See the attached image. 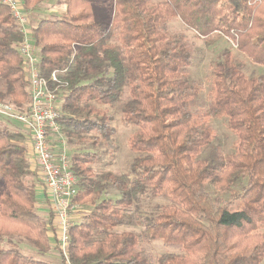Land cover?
<instances>
[{
	"label": "trees",
	"instance_id": "16d2710c",
	"mask_svg": "<svg viewBox=\"0 0 264 264\" xmlns=\"http://www.w3.org/2000/svg\"><path fill=\"white\" fill-rule=\"evenodd\" d=\"M20 1L39 14L48 0ZM56 3L65 10L37 15L30 38L41 74L59 75L62 137L81 145L70 153L75 202L90 211L71 227V264H264V75H248L233 49L264 66V0ZM174 18L185 32L169 30ZM187 31L209 47L227 44L212 63L206 104L197 103L204 80L189 74L198 58ZM24 39L0 0V103L20 111L30 96ZM106 105L118 106L133 131L122 173L93 168L107 162L103 147L116 133ZM223 117L236 135L227 156L211 124ZM3 121L0 264H54L16 247L18 237L50 252L54 215L37 210L43 181L28 158L27 133ZM156 241L165 247L159 254L150 247Z\"/></svg>",
	"mask_w": 264,
	"mask_h": 264
},
{
	"label": "built area",
	"instance_id": "2783aa9c",
	"mask_svg": "<svg viewBox=\"0 0 264 264\" xmlns=\"http://www.w3.org/2000/svg\"><path fill=\"white\" fill-rule=\"evenodd\" d=\"M12 10L19 26L25 33L20 51L25 59V69L29 80V102L25 111L13 105L0 103V116L21 123L32 144V152L43 185V193L48 208L54 215L56 246L65 264H71L68 256L70 230L78 219V179L72 169V160L66 151H56L60 147L61 126L60 106L57 88L59 75L54 71L47 78L39 70L40 58L35 56V46L30 38L28 13L20 0H3ZM56 139V140H54ZM57 141L58 143H53ZM52 230V229H51Z\"/></svg>",
	"mask_w": 264,
	"mask_h": 264
},
{
	"label": "rangeland",
	"instance_id": "374dc122",
	"mask_svg": "<svg viewBox=\"0 0 264 264\" xmlns=\"http://www.w3.org/2000/svg\"><path fill=\"white\" fill-rule=\"evenodd\" d=\"M57 0H48L47 2L41 4L42 9L44 11L42 13H36L35 11L29 12L28 17H29V26L31 28L32 25H34L37 15L38 18L41 17H54L56 18L58 15H60V12L58 13V8L59 5L56 3ZM152 1H157V0H152ZM51 10L47 12V10ZM169 30L175 33H182L185 32V28L183 23L181 22L180 19L174 18L170 24H169ZM188 36L190 40L194 42V50L197 56V60L194 64L193 67H191L189 74L193 77L196 78H202L205 82V86L203 88V92L201 95L197 98V103L202 102L203 104L207 103L208 95H207V90L209 87V76L211 75L212 71V63L215 60L216 56L219 54V52L227 45L226 43L223 44L222 42L214 45V46H207L204 41L195 39L193 37V33L188 32ZM234 52L239 59V61L243 64L244 70L248 75H264V66L262 65H257L253 63L247 56L238 53L236 48H233ZM35 56L37 58L40 57V52L35 50ZM127 97V93L124 98ZM28 102H26L22 109L24 108L27 109ZM14 106V105H13ZM14 108H16L14 106ZM194 108L193 103L191 102L190 109L192 110ZM102 109L106 111L108 114H111L114 117V120L111 122L113 126L116 127V133L113 136V140L108 144L103 147V150H108L109 154L106 155V163L102 164H96L93 165L94 171L99 172L100 170H112L116 173H122L123 171L127 170L129 167V163L131 160V151L130 149V138L132 134V127L127 124H123L120 121V113H119V107H111V106H103ZM1 119L4 120V123H8L10 128H17L20 129L21 131H25L24 126L11 119L4 118L1 116ZM211 124L214 128V136H213V142L214 145L219 146L221 148V151L225 156L230 155L231 153L234 152L235 150V140H236V135L235 133L230 130L227 126V118L223 117L220 119H213L211 120ZM23 129V130H22ZM56 140V139H54ZM117 144V149L115 148V157L112 158L111 160V153L110 151L114 150L115 144ZM81 147L79 144H73V143H68L67 140H65L63 137L60 138V147L56 148V151H66L68 155L72 153L75 149ZM28 148L30 150V145H28ZM208 147H205L203 150V153L201 154V158H205V150ZM28 158H30V161L32 162V168L33 170H36V163H35V158L33 155V152L28 151ZM110 160L112 163H109ZM40 189L42 192L43 189L41 186L37 187L36 191ZM39 199V197L37 196ZM40 200V199H39ZM38 200V201H39ZM46 200H40L38 204L36 205L38 207V212L42 216L46 217L47 215V206ZM90 211V207H80L78 205V210H77V217L78 219L83 218L85 214H87ZM16 242V247L23 253L30 255L36 259H41V260H47V261H52L54 264H62L60 260L61 256L58 252V249L56 248L55 245H52L53 250V256L52 253L49 255V253L42 254L39 252L34 246H32L30 243H28L25 239L23 238H14ZM151 249L154 251V253L159 254L165 247L163 246L162 242L156 241L151 244Z\"/></svg>",
	"mask_w": 264,
	"mask_h": 264
},
{
	"label": "crops",
	"instance_id": "0c3cea01",
	"mask_svg": "<svg viewBox=\"0 0 264 264\" xmlns=\"http://www.w3.org/2000/svg\"><path fill=\"white\" fill-rule=\"evenodd\" d=\"M65 10V5H59V8H58V10H56V11H58V13L60 12V14L63 12ZM49 11H51L50 9L49 10H47V12H49ZM23 130V129H22ZM27 145H30V150H29V152H31L32 151V144H31V142L29 141V139H28V141H27ZM37 196L39 197V199L40 200H45V195H44V193L40 190V189H38V191H37ZM47 202V201H46ZM48 208V207H47ZM49 209V208H48ZM48 212V211H47ZM78 220V219H77ZM54 231H55V229L53 228L52 230H49V237L51 238V245H55L56 246V237H55V234H54ZM57 247V246H56ZM53 250V249H52ZM49 253V255L52 253V256H53V251L51 252H48Z\"/></svg>",
	"mask_w": 264,
	"mask_h": 264
}]
</instances>
